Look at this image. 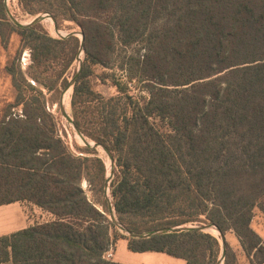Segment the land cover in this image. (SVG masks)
Listing matches in <instances>:
<instances>
[{
	"label": "trees",
	"instance_id": "obj_1",
	"mask_svg": "<svg viewBox=\"0 0 264 264\" xmlns=\"http://www.w3.org/2000/svg\"><path fill=\"white\" fill-rule=\"evenodd\" d=\"M24 15L75 23L84 59L70 94L75 127L104 146L114 165L109 191L118 222L132 233L210 223L237 238L249 264H264L250 227L264 212V0H18ZM17 33L30 50L26 74L8 68L14 106L0 118V206L28 202L50 218L0 236V264H121L103 258L119 239L133 253L216 264L221 243L197 229L149 238L116 234L103 198L107 167L96 148L74 155L58 135L42 91L65 88L79 54L75 36L54 38L36 23L18 27L0 1V37ZM133 98L94 88L117 52ZM130 49V51H129ZM76 72L72 74V78ZM13 106V107H14ZM98 186L99 209L82 187ZM223 264H237L225 244Z\"/></svg>",
	"mask_w": 264,
	"mask_h": 264
},
{
	"label": "rangeland",
	"instance_id": "obj_2",
	"mask_svg": "<svg viewBox=\"0 0 264 264\" xmlns=\"http://www.w3.org/2000/svg\"><path fill=\"white\" fill-rule=\"evenodd\" d=\"M0 1L3 3L5 16L12 25H15V24H13L11 18L6 13L5 8L8 9L9 13L14 19H16L19 23L23 25L29 24L36 17L50 16L49 14H46V13L38 14L36 16L24 15L22 14L18 6V0H0ZM40 24L42 28L50 36L54 38H65L67 35L70 36V34H75L74 36L80 40L79 33L82 31L80 27L77 26L73 22H69V21L61 22L59 27L56 25L57 31H55L53 22H50V21L45 22L44 20H42ZM5 39L6 41H4V39H1L0 37V118L3 116L5 110L10 106L12 107L13 112L21 113V110H22V105L14 106L15 99H16V92H15V88L13 85L12 77L8 72V68L15 66L16 68L20 69L24 74H26L27 69L29 65L31 64L30 50L28 47H22L20 37L17 33L7 32ZM117 53H118L117 60L112 67L102 68L98 66L95 68L96 76H98L101 73H104V74L106 73V74H109L110 76L111 75L113 76L112 79L111 77H108L105 82H101L99 79H96L95 84H94L95 90L107 97L117 95L118 94L117 88L113 85V79H114L116 82H120L123 85L127 84V90H128L127 92L133 98H137L138 96L147 97L148 92L145 88H143L144 85L138 84L135 81L129 82L126 72L120 69L119 64L122 60V56L124 52L121 49H119ZM78 57L81 61V64H83L84 52H80L78 54ZM78 67H79V60L76 58V61L73 63L72 68H70L67 73V78H69V82L67 86L70 84L71 80L73 79L71 76L74 73V71L77 72ZM27 79L37 88H39L42 91V93L45 95V98L47 100L46 106L47 108H49V111L53 114L57 122L58 135L67 144L69 151L72 154L79 155L80 153L76 150V147H79V148L85 147L83 140L81 138L79 141L75 137L76 132L73 129V126L65 119V117L63 116L61 112V108H60V99H61L63 92L67 88V86L65 88H57L56 91L54 92H48L41 86L37 85L36 83H33V81L29 79L28 77ZM71 93H72V87H71ZM65 111L67 115L72 118L70 99H69L68 106L65 108ZM87 141L90 144L94 143V142H90L89 140ZM96 149L98 152V156L105 162L106 167H107V173H106L107 182H106L105 188L103 189V198L106 201L107 209H109V204H112V201L110 197L108 180H110L112 177L111 171H112L113 165H111L110 159L104 150H102L100 147ZM82 187L85 190L88 198L91 201L95 202V205L100 209L101 206L99 204V201L101 200L102 195H100V193L97 191L98 186L94 187V189L91 190L88 182L86 180H83ZM108 217L110 219V214L108 215ZM49 218L50 217L45 212H43L38 207L30 203L23 202L17 206L16 205L15 206H2L0 207V234L5 233V231L3 230H7L11 227L20 228L23 225L32 226L35 224L44 223ZM202 225L205 226V225H212V224L210 223H201L199 225L184 224L181 226L182 227H196V226H202ZM114 226L116 229L115 230L116 234L122 233L115 224ZM181 226H176V227H181ZM250 227L264 242V212L262 210L258 208L254 210V216L251 220ZM203 232L212 234L211 232H209V230L203 231ZM212 235L218 239L219 243H221L219 234L218 235L212 234ZM224 236H225V244L227 243L236 255L237 264H249V261L247 257L245 256V254L242 252L240 244L237 238L235 237V235L232 232H227ZM117 250H118L117 259H121L119 261H123L122 260L123 256L121 253L124 251L128 253V251L125 249V247L124 248L120 247V245H118Z\"/></svg>",
	"mask_w": 264,
	"mask_h": 264
},
{
	"label": "water",
	"instance_id": "obj_3",
	"mask_svg": "<svg viewBox=\"0 0 264 264\" xmlns=\"http://www.w3.org/2000/svg\"><path fill=\"white\" fill-rule=\"evenodd\" d=\"M5 10H6V13L8 14V16L11 18L13 24H15V26H18V27H24V26H29V25H33V24H36V23H40L43 20V18H44L43 16L36 17L29 24L23 25V24L19 23L16 19H14L11 16V14L8 11V9L5 8ZM48 17L52 19V21L54 23L55 31H57V27H56V23H55L54 19L51 16H48ZM79 34H80V47H79V53H80V52H84V46H83V43H84V35H83L82 32H80ZM70 35L74 36L75 34H70ZM67 36H69V35H67ZM77 59L79 60V67L77 69V72H76L75 76L73 77V79L71 80L70 84L67 86V88L63 92V94L61 96V99H60L61 112H62L63 116L65 117V119L73 126V129L75 130V132L83 139V143H84L85 147H89V148H98V147H100L102 150L105 151V153L109 157L110 162H111V165H114L112 156L109 153V151L104 146H102L100 144H96V143L90 144L85 138H83V136L81 135V133L79 132V130L75 127L74 122H73V118H71V117H69L67 115L66 111L64 110V108L62 106L63 95L65 94V92L69 88L73 87V84L75 83V81H76V79H77V77H78V75H79V73L81 71L82 64H81V61H80V59H79L78 56H77ZM111 175H112V172H111ZM109 181L110 180H108V184H109ZM108 210H109V214H110V219L113 222V224H115L124 235L129 236V237H132V238H140V239L141 238H149V237H151L153 235L166 234V233L173 232L175 230L187 231V230H191V229H197L199 231H208L210 227H214L219 232V234H220V240H221V257H220V259L218 260V262L216 264H223L224 257H225V236L214 225H205V226L202 225V226H196V227H182V226L181 227H166V228H161V229H157V230H152V231H149V232H146V233L137 234V233H132V232L128 231L127 229H125L118 222L117 218L115 217V212H114V208H113V205L112 204H109V209Z\"/></svg>",
	"mask_w": 264,
	"mask_h": 264
},
{
	"label": "crops",
	"instance_id": "obj_4",
	"mask_svg": "<svg viewBox=\"0 0 264 264\" xmlns=\"http://www.w3.org/2000/svg\"><path fill=\"white\" fill-rule=\"evenodd\" d=\"M21 203H23V202H14V203L2 205V206H15V205L17 206V205H20ZM26 203H28V202H26ZM2 206H0V207H2ZM29 226H31V225H23L20 228L11 227L7 230H3V231H5V233L0 234V236L13 233L15 231L27 228ZM118 245H120V247H123V248L125 247V249L128 251V253H126L125 251L121 253L123 256L122 260L124 262L119 261L121 259H117ZM109 260L116 262V263H121V264H186V262L183 259L174 258V257L168 256L164 253H157V252L133 253V252H130L127 249V241L125 239H119L116 242L114 248L111 251V258Z\"/></svg>",
	"mask_w": 264,
	"mask_h": 264
},
{
	"label": "bare ground",
	"instance_id": "obj_5",
	"mask_svg": "<svg viewBox=\"0 0 264 264\" xmlns=\"http://www.w3.org/2000/svg\"><path fill=\"white\" fill-rule=\"evenodd\" d=\"M43 20L45 21V22H53L52 21V19L51 18H49V17H44L43 18ZM70 94H71V88H69L66 92H65V94L63 95V99H62V106H63V108H64V110H65V108L68 106V104H69V99H70ZM76 136V138L80 141V139H81V137L76 133L75 134ZM83 140V139H82ZM209 232H211L212 234H214V235H218L219 234V232L216 230V228H214V227H210L209 228ZM219 237H220V234H219Z\"/></svg>",
	"mask_w": 264,
	"mask_h": 264
},
{
	"label": "built area",
	"instance_id": "obj_6",
	"mask_svg": "<svg viewBox=\"0 0 264 264\" xmlns=\"http://www.w3.org/2000/svg\"><path fill=\"white\" fill-rule=\"evenodd\" d=\"M111 251H112V248H110L109 250H107L104 253L103 258L106 259V260H109L111 258Z\"/></svg>",
	"mask_w": 264,
	"mask_h": 264
}]
</instances>
